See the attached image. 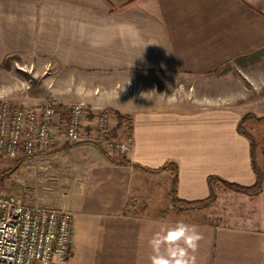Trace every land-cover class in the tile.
<instances>
[{"label":"crops","instance_id":"crops-1","mask_svg":"<svg viewBox=\"0 0 264 264\" xmlns=\"http://www.w3.org/2000/svg\"><path fill=\"white\" fill-rule=\"evenodd\" d=\"M263 57L264 0H0V70L35 68L15 103H85L132 120L118 129L133 138L129 164L88 142L51 151L69 154L59 166L88 194L61 207L84 213L70 255L54 264H151L149 240L177 221L203 234L196 264H264V186L258 196L217 186L201 212L171 201L174 181L184 201L207 199L212 176L256 183L250 140L238 132L246 115L264 172V116L242 105L243 76L229 68ZM158 88L203 96L163 99Z\"/></svg>","mask_w":264,"mask_h":264},{"label":"built area","instance_id":"built-area-1","mask_svg":"<svg viewBox=\"0 0 264 264\" xmlns=\"http://www.w3.org/2000/svg\"><path fill=\"white\" fill-rule=\"evenodd\" d=\"M115 121L109 110L84 103H73L67 111L55 100L29 109L3 103L0 156L33 157L65 144L88 142L108 155L114 151L124 158L133 147V138L113 137ZM73 221L67 209L29 205L0 191V264L64 261L72 249Z\"/></svg>","mask_w":264,"mask_h":264},{"label":"rangeland","instance_id":"rangeland-1","mask_svg":"<svg viewBox=\"0 0 264 264\" xmlns=\"http://www.w3.org/2000/svg\"><path fill=\"white\" fill-rule=\"evenodd\" d=\"M250 65V67H243V69L239 67L237 63H232L229 65L230 67H228L234 69L238 75L243 76L244 88L245 90L247 89L245 91L247 93L245 94L246 99L242 102V105L248 107V109L251 111H254V117H262L264 116V57L259 62H257L255 66L254 62ZM47 68L48 72L46 73L49 74V72L52 71V67L49 66ZM34 69L35 68L32 67V65L11 61L7 63L2 70H0V105L7 103L10 106L23 107L26 109L37 106H25L24 104L18 105L15 103L14 98L17 95L29 93L28 91L31 90L32 84L30 83V76L32 75ZM39 79L41 80V78ZM237 80L240 79L237 78ZM163 91L164 89L158 88V91L155 92V97H162L163 99L177 97L178 99L185 98L187 100H191L192 98L198 99L199 97L203 96L202 94L198 93H195L193 96H190L186 93L171 95L169 93H163ZM54 100L55 99H51L49 101ZM55 101L59 103L57 100ZM59 104L62 106V111H67L68 107L71 105V103L66 105L61 103ZM110 112L113 114V116H115L116 120L114 122V127L112 128L113 137L117 139H124L125 137L129 136V133H127L125 137H120L118 129L122 126L125 127L129 132L132 121H130L129 118L121 116L120 114L114 113L112 111ZM256 122L257 118H254V124H257ZM246 124L247 123H245V125ZM89 129L90 127L88 126L86 130ZM261 133L264 134V126L261 128ZM66 145L68 144L63 146ZM52 151H54V149ZM111 153L112 155L106 154L110 158H113L117 161H126V157H120L114 151ZM65 155L67 156L69 154L64 153L58 155L54 152H48L42 155L21 157L18 159L0 156V191L2 193L14 195L19 200L29 205L57 208L68 207L69 210H72L73 204L75 207L76 203H82L86 201L88 194L85 189V183H82V190L79 191L78 188L72 186V180L68 179V172H63L62 168H60L61 166H59V163L62 161ZM67 180H69L70 183H68ZM212 206L213 205L208 208H211ZM203 210L205 209L190 211L201 212ZM217 211L219 213V210ZM82 213H84L82 210L81 213L73 212V216L77 220L78 216H80Z\"/></svg>","mask_w":264,"mask_h":264},{"label":"clouds","instance_id":"clouds-1","mask_svg":"<svg viewBox=\"0 0 264 264\" xmlns=\"http://www.w3.org/2000/svg\"><path fill=\"white\" fill-rule=\"evenodd\" d=\"M203 238L197 225L183 221L161 225L148 242L152 250L151 264H196L194 253Z\"/></svg>","mask_w":264,"mask_h":264},{"label":"trees","instance_id":"trees-1","mask_svg":"<svg viewBox=\"0 0 264 264\" xmlns=\"http://www.w3.org/2000/svg\"><path fill=\"white\" fill-rule=\"evenodd\" d=\"M247 115L244 116L238 125V132L244 136H246L250 140L251 144V159H252V168L256 174V183L250 187H243L237 184L229 183L224 181L218 177H209L208 178V186L210 188V195L207 199L201 201H184L178 198L176 193V181H174L172 189H171V201L174 209H188V210H199L206 209L213 205L217 199L215 188L217 186H224L232 191L250 195V196H258L264 186V172L258 166L256 161V152H257V143L255 139L245 131L244 126L246 123ZM122 164H129L128 161H122Z\"/></svg>","mask_w":264,"mask_h":264}]
</instances>
